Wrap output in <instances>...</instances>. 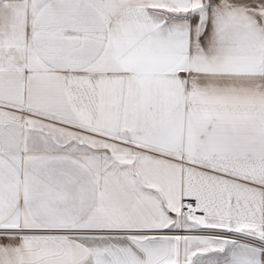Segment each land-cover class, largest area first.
<instances>
[{
  "label": "snow or ice",
  "instance_id": "6c2138e0",
  "mask_svg": "<svg viewBox=\"0 0 264 264\" xmlns=\"http://www.w3.org/2000/svg\"><path fill=\"white\" fill-rule=\"evenodd\" d=\"M0 264H264V0H0Z\"/></svg>",
  "mask_w": 264,
  "mask_h": 264
}]
</instances>
